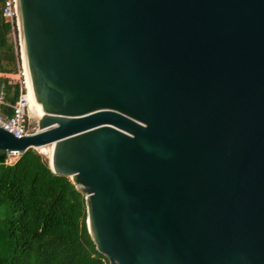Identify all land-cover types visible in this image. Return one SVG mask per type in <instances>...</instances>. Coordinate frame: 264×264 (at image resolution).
<instances>
[{"label": "water", "instance_id": "obj_1", "mask_svg": "<svg viewBox=\"0 0 264 264\" xmlns=\"http://www.w3.org/2000/svg\"><path fill=\"white\" fill-rule=\"evenodd\" d=\"M30 135L108 264H264V0H16Z\"/></svg>", "mask_w": 264, "mask_h": 264}, {"label": "trees", "instance_id": "obj_2", "mask_svg": "<svg viewBox=\"0 0 264 264\" xmlns=\"http://www.w3.org/2000/svg\"><path fill=\"white\" fill-rule=\"evenodd\" d=\"M0 71L15 73L17 57L10 25L1 14ZM13 103L19 82L6 80ZM0 154V264H108L86 227L85 195L71 180L55 174L34 149L13 165Z\"/></svg>", "mask_w": 264, "mask_h": 264}, {"label": "built area", "instance_id": "obj_3", "mask_svg": "<svg viewBox=\"0 0 264 264\" xmlns=\"http://www.w3.org/2000/svg\"><path fill=\"white\" fill-rule=\"evenodd\" d=\"M1 14L4 21L10 25V38L13 40L17 57V69L15 73L0 71V127L16 137H22L30 135L32 128L30 126L31 108L25 88L27 73L22 60L16 0H3ZM9 79H16L19 82L18 95L13 103L7 100L5 81ZM6 164L11 165V162L7 159Z\"/></svg>", "mask_w": 264, "mask_h": 264}, {"label": "bare ground", "instance_id": "obj_4", "mask_svg": "<svg viewBox=\"0 0 264 264\" xmlns=\"http://www.w3.org/2000/svg\"><path fill=\"white\" fill-rule=\"evenodd\" d=\"M22 60H23V63H24L25 69H26V73H27L26 82H25V88H26V91H27V98L29 100L30 108H31L30 92H29V81H28V72H27V67H26V60H25V57H24L23 54H22Z\"/></svg>", "mask_w": 264, "mask_h": 264}, {"label": "rangeland", "instance_id": "obj_5", "mask_svg": "<svg viewBox=\"0 0 264 264\" xmlns=\"http://www.w3.org/2000/svg\"><path fill=\"white\" fill-rule=\"evenodd\" d=\"M10 41L12 42V44H13V40L10 38ZM16 69H17V67H16ZM30 126H31V128H32V124H31V112H30ZM35 151H37L39 154H41V155H43L41 152H39V150H35ZM10 162H11V165H13L14 163H15V161L18 159V155H10V156H8V158H7ZM14 161V162H13ZM10 165V164H9Z\"/></svg>", "mask_w": 264, "mask_h": 264}, {"label": "crops", "instance_id": "obj_6", "mask_svg": "<svg viewBox=\"0 0 264 264\" xmlns=\"http://www.w3.org/2000/svg\"><path fill=\"white\" fill-rule=\"evenodd\" d=\"M14 162V161H13Z\"/></svg>", "mask_w": 264, "mask_h": 264}]
</instances>
